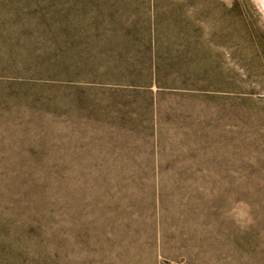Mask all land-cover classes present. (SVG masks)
I'll use <instances>...</instances> for the list:
<instances>
[{
	"label": "rangeland",
	"instance_id": "obj_1",
	"mask_svg": "<svg viewBox=\"0 0 264 264\" xmlns=\"http://www.w3.org/2000/svg\"><path fill=\"white\" fill-rule=\"evenodd\" d=\"M0 264H264V0H0Z\"/></svg>",
	"mask_w": 264,
	"mask_h": 264
}]
</instances>
